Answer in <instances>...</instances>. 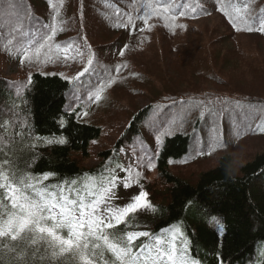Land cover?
<instances>
[{
    "label": "trees",
    "instance_id": "1",
    "mask_svg": "<svg viewBox=\"0 0 264 264\" xmlns=\"http://www.w3.org/2000/svg\"><path fill=\"white\" fill-rule=\"evenodd\" d=\"M86 1H76L79 16L87 11ZM194 1L197 5L191 11L198 14L189 13V16L217 17L229 36L252 32L264 37V0ZM15 2L19 0L10 3ZM89 2L90 11H96L97 18L102 17L100 24L105 26L109 22L110 27L105 29L122 35L113 51L133 32L148 31L156 24L157 15H163L170 6V0H101L99 6ZM42 4H45L43 11L48 12V3ZM158 21L161 25L167 24L162 17ZM44 27L51 29L47 17L30 23L34 33L44 32ZM3 31L6 32L5 28ZM90 38L98 39V36H86L82 41ZM7 39L6 43H0V55L18 48ZM224 42V38H219L213 44L223 45ZM219 54L211 56L209 64L205 62L207 67L205 63L197 65L192 74L208 83H223L215 63L222 62L220 66L227 74L230 68L226 64L231 61L238 64L241 60L230 56L229 52ZM20 55L22 51L18 50L15 59H20ZM212 57L216 62H212ZM251 66L258 71L262 67L260 63H251ZM143 88L142 84L139 91ZM226 90L229 93H220V98H216L208 89L200 94L167 89L165 93L169 98L161 106L166 113L155 124L157 129L138 137L140 125L153 112L151 106H146L131 118L133 121L126 134L112 149L99 153L98 164L87 168L82 162L89 158L90 145L99 139L100 129L80 120L83 107L71 109L74 100L70 93L75 92L74 85L55 74L32 73L9 78L0 73V203L8 206L13 215H21L18 206L13 208L14 196L17 205L23 202L19 194L35 203L51 201L54 196L55 203L65 204L76 217L80 216L81 204L86 214L96 216L92 206L104 207L106 197L118 186L124 188L125 181L145 194L142 206L124 214L119 222L111 219V227H93L95 235H88L87 224L78 228L84 235L78 241L75 236L71 237L73 246L64 252L60 251L58 242L35 229L20 233L16 240L11 236L0 237V264H84L81 253L89 264H264V150L247 162L237 176L231 155L216 147V141L209 147L207 140L212 136L202 130L204 124L212 130L220 123L229 126L222 132L226 142L264 140V96L240 99L231 88ZM222 103L231 110L235 104L240 107L227 117L219 118L216 105ZM170 113L190 120L203 116L204 123L198 129L194 123L193 131L197 130L188 136L165 135L170 128L165 124ZM234 116L242 117L239 129L232 124ZM137 140L154 142L156 152L151 148L134 149ZM124 150L135 158L137 169H120L118 156ZM220 154L223 155L218 158ZM203 163L217 165L199 171L195 177L186 176L193 166ZM119 171L125 176L119 177ZM153 172L154 178L146 182ZM108 212V216H98L105 225L115 211ZM52 214L56 219L41 221L43 226L52 228L59 223L60 209H54ZM44 215L49 213L45 211ZM53 230L64 239L70 238L67 226ZM142 232H147L148 236H139ZM130 234H134L131 245L128 243ZM110 245L130 247L131 255L117 259ZM173 252V260L169 261L167 256Z\"/></svg>",
    "mask_w": 264,
    "mask_h": 264
},
{
    "label": "rangeland",
    "instance_id": "2",
    "mask_svg": "<svg viewBox=\"0 0 264 264\" xmlns=\"http://www.w3.org/2000/svg\"><path fill=\"white\" fill-rule=\"evenodd\" d=\"M11 1L3 0L0 4V43H6L9 38L18 48H12L2 54L4 57H0V73L8 77L29 76L32 73L55 74L76 86L75 92L70 93L71 99L74 100L71 109L83 107L79 114L80 120L100 129L99 139L90 145L89 158L82 162L84 167L96 166L99 153L112 149L116 141L126 134L133 121L131 118L146 106H151L153 112L146 117L143 125H140L138 137L157 129L155 124L166 113L161 106L164 100L169 98L165 93L169 88L184 91L183 94H186V91L200 94L208 89L216 98H220V93H229L226 90L229 88L234 95L240 96V99L250 97L246 99L252 100V97L264 96V37L252 32L237 37L229 36L225 25L217 17L203 19L189 16V13L198 14L191 11V8L197 5L194 0H170L169 9L166 8L163 15H157L158 20L162 17L167 24L161 25L157 20L148 31L139 29L133 32L135 36L125 38L123 44L117 45L120 53L116 56V62L111 64L107 53L110 54L116 46L115 43L121 42L122 35L112 34L100 24L103 22L102 17L97 18L96 11H90L89 0L86 1L87 11L80 16L77 0H60L58 7L48 12L43 11L45 4L42 3L54 0H19L15 4H11ZM100 1L91 0V3L99 6ZM23 3H26V6L23 7ZM42 11L46 13L45 17L49 19L51 29L44 27V32L34 33L30 23L42 20ZM4 28L6 32L3 31ZM109 34L108 39L103 38ZM57 35H61V38L56 39ZM90 35L98 36V39L82 41ZM219 38L225 39L224 44H213V41ZM142 47L146 49L143 50ZM18 50H21L24 56L22 62L14 63ZM217 52H220L219 55L229 52L230 56L241 61L238 64L233 61L226 64L230 70L224 74L220 66L222 62L218 63L212 57V62L218 65L215 67L220 76L217 72L216 74L224 80L223 83H208L195 77L192 74L194 68L201 63L209 64L208 59ZM89 60L92 61L91 64ZM251 63H260V71L254 69ZM106 75L111 78L108 83L103 82ZM169 78L172 80L167 83ZM142 84L145 94L142 90L139 91ZM216 107L219 110L214 109L219 118H224L236 111L240 105L235 104L232 110L226 103ZM194 123H197L198 129L204 123L203 116L190 120L181 114L178 116L170 113L166 116L165 123L170 128L166 130L165 135L188 136L197 130L193 131ZM239 123H242V117L234 116L232 124L236 129L241 128ZM225 129H229V126H222L220 123L212 130L206 124L202 126L206 135L212 136L211 140H207L208 146L211 147L216 141V147L222 148L224 154H230L233 158V170H236L238 176L241 168L264 150V140L226 142V137L222 135ZM147 148L156 152L154 142L136 141L134 149L142 151ZM221 155L223 154L217 157ZM118 161L121 170L135 168V158L127 151H121ZM216 165H195L187 171L186 176L192 174L195 177L199 171L211 169ZM120 172L119 177H124L125 174ZM153 178L154 172L147 177L146 182ZM110 190L111 187L108 193ZM140 193L139 187L133 184L124 186V189L117 187L114 193L106 197L114 198L111 201L106 200L96 216H108L109 210L116 211L135 203L134 197ZM12 215V210L0 203V223L7 221Z\"/></svg>",
    "mask_w": 264,
    "mask_h": 264
},
{
    "label": "snow or ice",
    "instance_id": "3",
    "mask_svg": "<svg viewBox=\"0 0 264 264\" xmlns=\"http://www.w3.org/2000/svg\"><path fill=\"white\" fill-rule=\"evenodd\" d=\"M91 60H89V64H91ZM87 72V68L85 69ZM99 99V97H97ZM63 142V141H61ZM125 186L128 184L125 181ZM145 194L140 193L139 196L134 197L135 203L129 204L123 210H116L112 213V216L109 218V223L105 225L104 220L98 216H93L91 213H85L84 205L80 206V216L76 217L73 212L68 211L65 207V204H57L54 202L55 198L53 196V200L45 201L43 203H35L29 200V198L23 194H19V200L23 201L17 205L16 196L13 197V208L19 207L21 215H13L10 216L9 219L5 222L0 223V237L11 236L12 240H16L20 233L25 232L26 230L31 231L35 229V231L39 233H46L47 236L51 237L53 242H58L60 245V251L64 252L72 248L74 241L71 237L75 236L77 241L84 235L83 233H79L77 231L78 228H82L85 224H87L89 228L88 235H95L92 231L93 227L99 228L101 225L106 227H111V219H115L116 221H121L124 214L135 210L138 206H142V202L144 201ZM63 199V197H62ZM59 208L61 213V220L58 224H54L52 228L43 226L41 221L45 219H53L56 217L53 215V210ZM47 211L49 213L48 216H45L44 213ZM96 209L92 206V212H95ZM110 212L112 210H109ZM87 217V218H86ZM69 227V239H64L61 236L57 235L54 232V228L56 227ZM139 236H148L147 232H142L138 234ZM99 239L100 237L97 236ZM134 238V234H130L128 236V243L131 245ZM105 241H107V237H104ZM84 248H87V244L83 245ZM111 250L116 254L117 259H122L123 257L131 255V248H117L113 245H110ZM174 257V252L172 254H168L167 258L169 261H172ZM81 259L84 264H89V261L84 258L83 253H81Z\"/></svg>",
    "mask_w": 264,
    "mask_h": 264
}]
</instances>
